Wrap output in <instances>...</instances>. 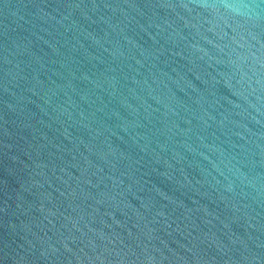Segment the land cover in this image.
Returning <instances> with one entry per match:
<instances>
[{
  "label": "water",
  "instance_id": "water-1",
  "mask_svg": "<svg viewBox=\"0 0 264 264\" xmlns=\"http://www.w3.org/2000/svg\"><path fill=\"white\" fill-rule=\"evenodd\" d=\"M0 264H264V0H0Z\"/></svg>",
  "mask_w": 264,
  "mask_h": 264
}]
</instances>
